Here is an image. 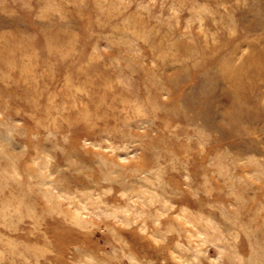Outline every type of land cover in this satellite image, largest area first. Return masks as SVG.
<instances>
[{
  "label": "rangeland",
  "instance_id": "rangeland-1",
  "mask_svg": "<svg viewBox=\"0 0 264 264\" xmlns=\"http://www.w3.org/2000/svg\"><path fill=\"white\" fill-rule=\"evenodd\" d=\"M0 264H264V0H0Z\"/></svg>",
  "mask_w": 264,
  "mask_h": 264
}]
</instances>
